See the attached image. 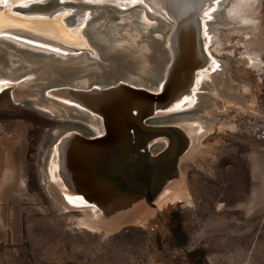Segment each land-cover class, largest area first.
Returning a JSON list of instances; mask_svg holds the SVG:
<instances>
[{
	"label": "rangeland",
	"instance_id": "obj_1",
	"mask_svg": "<svg viewBox=\"0 0 264 264\" xmlns=\"http://www.w3.org/2000/svg\"><path fill=\"white\" fill-rule=\"evenodd\" d=\"M32 1L48 0L25 3ZM52 1L60 4L48 11L65 2L72 5L68 22L83 12L84 4H90L87 19L91 23L84 33L90 46L52 49L9 36L0 38V79L14 77L0 88V172L22 181L15 211L23 227L22 260L34 264H264V67L256 71L243 58L257 55L264 61V0H232L223 19L220 15L215 22L210 18L209 51H213L218 77L224 79L219 83H231L243 101L229 100L226 94H217L214 100L207 82L198 90L203 93V107L193 104L184 109L196 110L191 113L203 121V129L174 131L172 152L159 162L148 163L138 154L135 162L125 160L133 175L97 179L96 197L92 191L69 190L59 176L46 182L40 173L54 130L80 123L72 116L76 110L51 95L57 108L48 116L25 104V97L45 105L50 101L49 84L80 86L121 79L156 89L163 70L150 72L149 78L140 76L148 73L122 62L124 57L101 53L91 41L98 31V36H117L123 31L121 21L142 28L136 37L148 33L134 8L119 19L122 0ZM51 2L40 6L46 9ZM143 4L138 0L136 6ZM158 16L167 24L157 35L162 40L159 50L169 56L165 45L175 20L168 13ZM178 98L171 95L160 112L178 109L184 102ZM154 111L148 110L146 118ZM146 132L136 133L140 148L158 139L163 145L168 142L167 132ZM156 151L150 149L152 155ZM182 154L186 156L181 158ZM82 207L94 208L97 230L79 224L84 214L77 209Z\"/></svg>",
	"mask_w": 264,
	"mask_h": 264
},
{
	"label": "bare ground",
	"instance_id": "obj_2",
	"mask_svg": "<svg viewBox=\"0 0 264 264\" xmlns=\"http://www.w3.org/2000/svg\"><path fill=\"white\" fill-rule=\"evenodd\" d=\"M27 1L29 0H0V38L9 36L29 44L41 45L52 49H82L90 46L87 40L88 38L84 34L91 23V19H87L90 14L87 8L90 7V4H84V7H87L81 8L83 12L72 21L68 22L67 20L69 16H71L72 5H68L65 2L63 6H58L54 10L48 11L50 8H53V6L56 7L59 5V1L54 4L53 1L51 2L50 0L53 5H50L46 9H42L40 5L49 3V0L46 2L32 1L30 4L25 3ZM143 1L144 6L137 7L138 0H122L119 2L120 6H118V11L121 13L119 19L123 20L127 17L128 13L131 12L129 9L134 8V14L139 24H141L144 29L147 28V34H140L139 37H136L139 30L142 28H137L136 26L132 27L130 24L128 25V23H125V21H121L123 31L121 30L122 32H120V34L116 36L110 33L108 35L98 36V31L97 36L92 38L91 41L96 44L101 53L116 59L124 57L122 62L126 61L125 63H128L129 66H133L134 69L139 70V72L146 71L148 73L147 75L139 73L140 76L144 75L148 77L150 72L163 70L162 78L159 76V78H161L159 86L156 89H152L150 86L147 88L141 84L134 85L132 82L123 79L115 80L107 84H87L80 86L72 84H49L51 85L49 86L50 90L53 93H64L78 98L83 109L73 104H68L67 107L76 110V114L72 116L78 118L80 123H78V126L75 128L68 127L62 131L56 129L51 134V136H55V138L50 142V148H48L49 153L43 158V168H40L42 179L46 180V182L59 176L65 179V183L69 190L82 191L83 193L92 191L95 193L93 197H96V181H98L99 175L104 174L101 172L102 167H100L97 162L102 152L107 147L105 145L106 141L99 138L105 133L103 120L105 122V115L108 114L110 109L123 102H129L131 106H133L132 109L134 112L138 110L142 97L138 94L135 95V98L133 97L134 89L136 88H145L153 93H161V90L163 92L165 91L170 96L176 95V97H179L178 99L180 102L184 101L183 104L178 106V109H186L185 107L189 105L192 106L193 104L196 106L199 105L202 108V103H204V99H202L203 93L198 92V90L202 89L207 82H210V87H212L211 92H213L212 98H214V100H216L215 95L218 94L223 96V94H226L229 100L241 102L242 98L234 93L235 91L232 89L231 83L228 86L220 85L219 81L222 78L218 77L214 58L212 57L213 54H211L213 51H209V43L212 36L211 32L213 31L210 18L213 19L214 22L219 19V15L222 18L225 13V8L231 2L233 3V1ZM97 2L100 1L97 0ZM245 2L247 3V1ZM80 4L81 3H79V6ZM128 10L129 12L123 13ZM220 11L221 13L218 14ZM160 13L164 15L168 13L172 16L173 20H175L174 28L166 39L168 44L165 45V47L169 48V56L159 50V43H161L162 40L159 42L160 37L157 35L158 33L161 34L167 26V24L162 21L161 16H158ZM206 13L207 15H205ZM126 21L129 22L128 18ZM153 21L156 23H153ZM126 30L129 33H127ZM152 31L157 33L152 34V36ZM145 35L146 37L149 35V37L152 36V39L149 37L145 38ZM127 46H129V48ZM162 55H165V61H163ZM211 58L213 60H211ZM243 58L245 65L256 71H260L261 68L264 67V61L257 55L256 57L255 55H245ZM69 68L70 67H68V69ZM12 72L14 71L12 70ZM2 77L4 79H0V88L9 85L10 81L14 79V77L9 76ZM223 80L224 79H222V81ZM228 90L231 91L228 92ZM47 98H49L50 101L45 105H36L30 102L29 97H25L24 103L47 113L48 116H53L57 104L51 99V94L49 95L48 93ZM162 102L163 101L154 102L155 114L146 118L147 123L178 124L188 133H196L197 130L201 131V129H203L201 123L203 121L193 116V112L191 113L192 115L189 113L190 115L185 114L182 116L165 117V114L160 112L163 106ZM171 110L172 109H168L167 112ZM198 110H200V107ZM92 111L96 114H98L96 112L98 111L103 117L92 113ZM163 144L164 141L162 139L155 140L150 145V149L151 151H156L160 149ZM196 146L197 144L194 145L193 149H195ZM184 156L186 155L182 154L181 158H184ZM104 197L105 196H102L101 198ZM77 210L84 214V217L79 220L81 227L90 231L98 229L99 226L96 224L97 221L93 218L95 214L94 208L82 207Z\"/></svg>",
	"mask_w": 264,
	"mask_h": 264
},
{
	"label": "water",
	"instance_id": "obj_3",
	"mask_svg": "<svg viewBox=\"0 0 264 264\" xmlns=\"http://www.w3.org/2000/svg\"><path fill=\"white\" fill-rule=\"evenodd\" d=\"M133 97L135 98V95L138 94L142 97V101L140 103V107L135 112L133 111L131 104L129 102H123L122 104L116 105L114 108L110 109L108 114L105 115V122L103 120V128L105 129V133L102 135V137H99L105 140V145L112 147L113 144L122 145V142L128 138L129 136H134L135 142L138 143V135L137 132L140 134L142 132L146 133H153L156 131H164L169 133V135L174 133V131H186L183 127L180 126H173V125H165V126H148L144 123H147L146 116L148 110L152 112L155 110L154 102L155 101H163L162 104L169 103L170 95L166 93L165 91H161V93H153L151 91H148L145 88H136L134 89ZM49 92L51 95H55L58 98H62L65 101H68L69 104H73L77 107H81L83 109V106L80 104V100L78 98H75L73 96L64 94V93H53L49 89ZM195 109L190 110H184V109H175L168 111L165 114V117H171V116H182L187 113L195 112ZM98 114L92 111V113H95L98 116H102L101 113L96 111ZM107 116V117H106ZM103 117V116H102ZM144 121V123H143ZM139 127L140 129H138ZM130 132H133V135ZM57 142V141H56ZM172 152V150H171ZM115 153V152H114ZM113 153L112 148H105L102 152L100 158L98 159V165L102 168H110L111 165L115 163L122 162L123 164H126L124 158H122L121 153H116V155ZM143 160L151 163V162H159L161 159H159V154L155 155H149V154H143L141 155ZM116 158V162L115 159ZM163 160V159H162ZM63 182H65V179L60 177ZM66 184V183H65ZM66 187L67 184H66Z\"/></svg>",
	"mask_w": 264,
	"mask_h": 264
},
{
	"label": "crops",
	"instance_id": "obj_4",
	"mask_svg": "<svg viewBox=\"0 0 264 264\" xmlns=\"http://www.w3.org/2000/svg\"><path fill=\"white\" fill-rule=\"evenodd\" d=\"M6 175L0 172V264H34L24 262L19 250L23 227L15 211L22 181Z\"/></svg>",
	"mask_w": 264,
	"mask_h": 264
},
{
	"label": "flooded vegetation",
	"instance_id": "obj_5",
	"mask_svg": "<svg viewBox=\"0 0 264 264\" xmlns=\"http://www.w3.org/2000/svg\"><path fill=\"white\" fill-rule=\"evenodd\" d=\"M168 137H169L168 142L165 145H163L162 147H160L159 150L156 151V154H159L158 158L161 160L168 158V156L172 150L173 142H175V140H176L174 133H172V135L170 134ZM140 144L141 143L139 141H138V143H137V141L135 142L134 137L129 136L128 138H126L122 142L121 146H119L118 144L117 145L113 144L112 147L107 146L106 148H108V149L112 148L113 153L119 152V153L123 154L124 156L122 155V158H124V160H128L129 162H131V161L135 162L136 161L135 155H137V154L138 155H143V154L152 155V152H150L151 146L149 144L145 145L144 148H140ZM113 158L115 159V162H116V158L115 157H113ZM130 166H126L125 164L122 165V163L118 162V163L111 165L110 168H102L101 172H103L104 174L99 175L100 176L99 180H102L101 177H104L105 175L106 176H109V175L113 176L116 174L119 175L121 173H129V174L133 175L132 171L129 169Z\"/></svg>",
	"mask_w": 264,
	"mask_h": 264
},
{
	"label": "snow or ice",
	"instance_id": "obj_6",
	"mask_svg": "<svg viewBox=\"0 0 264 264\" xmlns=\"http://www.w3.org/2000/svg\"><path fill=\"white\" fill-rule=\"evenodd\" d=\"M205 15H207V13Z\"/></svg>",
	"mask_w": 264,
	"mask_h": 264
},
{
	"label": "trees",
	"instance_id": "obj_7",
	"mask_svg": "<svg viewBox=\"0 0 264 264\" xmlns=\"http://www.w3.org/2000/svg\"><path fill=\"white\" fill-rule=\"evenodd\" d=\"M174 227V226H173Z\"/></svg>",
	"mask_w": 264,
	"mask_h": 264
}]
</instances>
